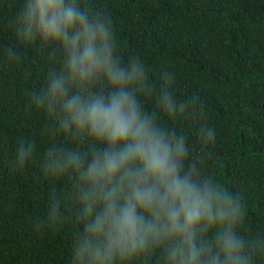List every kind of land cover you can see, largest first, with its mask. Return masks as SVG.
<instances>
[{
  "label": "clouds",
  "instance_id": "obj_1",
  "mask_svg": "<svg viewBox=\"0 0 264 264\" xmlns=\"http://www.w3.org/2000/svg\"><path fill=\"white\" fill-rule=\"evenodd\" d=\"M0 59L46 69L24 93L36 131L6 154L45 183L33 230L70 234L66 264H264V209L208 167L218 131L198 93L126 50L90 0H18ZM149 104L151 106H149Z\"/></svg>",
  "mask_w": 264,
  "mask_h": 264
},
{
  "label": "trees",
  "instance_id": "obj_2",
  "mask_svg": "<svg viewBox=\"0 0 264 264\" xmlns=\"http://www.w3.org/2000/svg\"><path fill=\"white\" fill-rule=\"evenodd\" d=\"M17 2L0 0V44L11 39L7 20ZM90 2L112 17L126 50L145 55L154 76L174 68L176 90L198 93L218 131L207 167L245 191L257 223L264 209V0ZM46 66L31 51L18 66L0 59V264H66L70 247L67 231L33 230L45 183L33 170L14 172L5 158L18 137L37 129L24 93Z\"/></svg>",
  "mask_w": 264,
  "mask_h": 264
}]
</instances>
